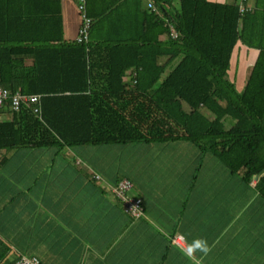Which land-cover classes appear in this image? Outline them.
Wrapping results in <instances>:
<instances>
[{
    "label": "trees",
    "instance_id": "16d2710c",
    "mask_svg": "<svg viewBox=\"0 0 264 264\" xmlns=\"http://www.w3.org/2000/svg\"><path fill=\"white\" fill-rule=\"evenodd\" d=\"M125 1L83 0L90 23L86 40L76 42L63 39L60 0H0V86L39 95L15 111L0 107V151L108 146L124 154L132 144L181 139L198 159H215L229 180H253L264 204V0L242 12L236 2L152 0L147 10L133 0V26L117 13ZM237 45L256 52L235 91L227 71ZM74 171L89 184L102 233L113 231L126 214L120 201L107 200L96 173ZM122 178L137 196L127 176L110 185ZM21 254L18 239L0 235V264Z\"/></svg>",
    "mask_w": 264,
    "mask_h": 264
},
{
    "label": "crops",
    "instance_id": "0c3cea01",
    "mask_svg": "<svg viewBox=\"0 0 264 264\" xmlns=\"http://www.w3.org/2000/svg\"><path fill=\"white\" fill-rule=\"evenodd\" d=\"M77 2L60 0L62 23L64 13H71L66 21L72 33L69 38L63 34L65 41L76 35ZM141 3L145 7L144 0ZM136 10V2L128 0L117 13L133 26ZM232 74L238 77L235 70ZM128 78L126 71L123 79ZM117 148L83 146L76 148L77 154L66 147L59 152L1 150L0 235L18 239L22 253L43 264H192L171 242L177 235L202 237L212 245L202 264H264V204L256 198L253 180H229L215 159H198L194 146L181 139L132 144L124 154ZM75 168L101 175V186L119 175L129 177L145 212L120 215L116 228L102 233L91 213L95 199L88 196L89 184L80 185ZM106 196L114 201L108 191ZM176 226L184 233L173 232Z\"/></svg>",
    "mask_w": 264,
    "mask_h": 264
},
{
    "label": "built area",
    "instance_id": "2783aa9c",
    "mask_svg": "<svg viewBox=\"0 0 264 264\" xmlns=\"http://www.w3.org/2000/svg\"><path fill=\"white\" fill-rule=\"evenodd\" d=\"M243 1V0H242ZM144 5L147 10H153L152 0H144ZM77 10L80 13V22L77 27L76 35L74 41L84 42L86 40L87 29L90 23V19L84 13L83 0H78ZM249 9V7L244 6L242 3L238 4V11L242 12ZM169 34L174 37L175 33L169 26ZM39 95L38 94H21L17 91L10 93L7 89L0 86V107L7 105V108L10 110H17L20 104H37ZM33 112H38V106L33 107ZM94 179L98 180L99 183H102L101 178L95 174ZM105 188L113 198H116L120 201L121 209L124 213L130 216H138L142 213L140 198L137 196L128 195V191L131 188L129 180L126 178L119 179L115 185H106L102 186ZM180 236L177 235L171 238V242L176 240L179 243ZM11 264H41L40 261L33 255L21 254L16 256Z\"/></svg>",
    "mask_w": 264,
    "mask_h": 264
},
{
    "label": "rangeland",
    "instance_id": "374dc122",
    "mask_svg": "<svg viewBox=\"0 0 264 264\" xmlns=\"http://www.w3.org/2000/svg\"><path fill=\"white\" fill-rule=\"evenodd\" d=\"M176 5V2H174V6ZM75 17L78 18L79 22H80V13L77 10V6L75 5L74 7V13ZM71 13H64L63 15V34H64V38H69L70 35L72 33V29L70 27H67L69 22L66 21L67 18H70ZM77 31V30H76ZM72 36V35H71ZM255 51L253 49H245L243 46L241 45H237L231 55V65L228 71V80L230 82H232L234 90L237 91L241 85L243 84L245 77L248 73L249 70V66L251 64V62L253 61V57H254ZM243 57H245L246 59H243ZM232 66V67H231ZM234 67V68H233ZM233 70L236 71V74L238 75V77H234L233 78ZM165 72H167L165 70ZM3 117L0 116V119H2ZM226 125V123H225ZM11 257V256H10Z\"/></svg>",
    "mask_w": 264,
    "mask_h": 264
},
{
    "label": "clouds",
    "instance_id": "9594fccd",
    "mask_svg": "<svg viewBox=\"0 0 264 264\" xmlns=\"http://www.w3.org/2000/svg\"><path fill=\"white\" fill-rule=\"evenodd\" d=\"M173 244L178 247L183 256L192 261V264H202L203 257H206L212 250V245L202 237L194 238L189 242L185 236L181 235L179 243L173 240Z\"/></svg>",
    "mask_w": 264,
    "mask_h": 264
}]
</instances>
